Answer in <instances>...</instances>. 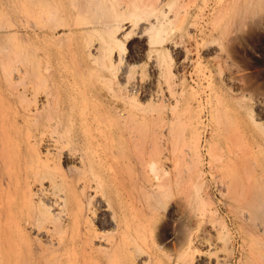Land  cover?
Instances as JSON below:
<instances>
[{
    "label": "rangeland",
    "instance_id": "374dc122",
    "mask_svg": "<svg viewBox=\"0 0 264 264\" xmlns=\"http://www.w3.org/2000/svg\"><path fill=\"white\" fill-rule=\"evenodd\" d=\"M253 120L264 0H0V264H118L151 204L135 264H245L216 157Z\"/></svg>",
    "mask_w": 264,
    "mask_h": 264
},
{
    "label": "bare ground",
    "instance_id": "6f19581e",
    "mask_svg": "<svg viewBox=\"0 0 264 264\" xmlns=\"http://www.w3.org/2000/svg\"><path fill=\"white\" fill-rule=\"evenodd\" d=\"M42 10L41 13H43ZM253 124H254V129L250 130L247 134H245L246 135L245 142L243 143L242 148L240 149L242 151H247V152L239 155L238 153H235L236 152L235 149H233L230 146V144H226V147L220 149V152L217 154L216 168L219 170V171L217 170L219 173L222 171L224 172V170L225 169L228 170L229 165L233 164L237 159L238 162L240 161L239 171L232 172L233 168L232 169L230 168L231 172H228L227 175H221L220 173L221 175V177H219V179L221 178L220 184L221 187L222 185H224L225 187L224 186L223 187L226 188L227 191H229L233 187L236 189L238 188L239 190L241 189V192L240 191H238L239 193L236 192L238 189L235 190V192L236 194L238 193V196L240 194V196L237 197L239 198V205H238L239 217L242 218L243 222L249 225L247 226L248 227L247 229L245 228L246 230L241 229L242 231L240 234L242 235L241 239H242L243 247L241 248H244L245 264H264V124L259 123L257 120H253ZM129 134H131V132ZM154 163H156V165ZM154 163L151 168L152 170H154L153 172L156 173L155 172L156 166L158 164L156 161ZM156 176L159 177V175H155V177ZM159 186L161 187L162 185L161 184L159 185V183L156 185L153 183L151 184L153 190L156 187L159 189ZM234 188L232 189L233 192H234ZM155 192H157V190ZM151 205L150 208L148 206L149 209H147V211L151 213V217L148 220V222H146L147 223L146 227L142 225L144 224V222L136 223L137 220L135 221L133 219L136 218V216H131L134 214V212L130 213L131 214L130 216L128 214L125 215L123 217V222L117 224L116 226L117 230L121 233V235L120 237H117V239L111 241L110 247L114 250L115 249L117 250L118 264H135L136 259L140 257V255L144 252L143 247L146 245L147 242L145 241V237L143 235V232L145 231L147 232V230L145 229H150L153 232L155 231L158 232L161 238L159 229L161 230V228L165 226H169V228L172 227L167 222L165 224V222L160 217V214L156 213L158 209L155 212H153L155 210L156 205L154 206V209H152L153 207L151 208ZM139 227L142 228L144 227V228L141 230L139 229ZM7 243H8L7 246H9V249L7 248L9 251L8 252L9 259L11 261V257L12 259L16 258L14 257V255L15 254L18 255V253H20L17 251L18 248H20V246L15 249V246H18V244L17 245L14 244L15 245L14 246L13 245L14 241L10 236L7 239ZM60 246H62L61 242H60ZM182 257H181L182 261L178 262V264H184V263L192 264L191 257H190L191 260L190 259L186 260L187 256L185 257V255H183ZM148 260L151 259L148 258ZM69 261L72 260L69 259L67 262ZM140 262L141 264H146V261H140Z\"/></svg>",
    "mask_w": 264,
    "mask_h": 264
}]
</instances>
